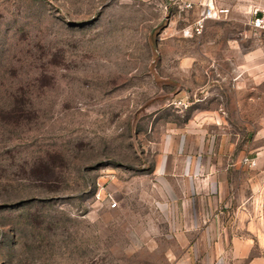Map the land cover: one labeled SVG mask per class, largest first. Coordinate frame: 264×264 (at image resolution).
<instances>
[{"label":"rangeland","instance_id":"1","mask_svg":"<svg viewBox=\"0 0 264 264\" xmlns=\"http://www.w3.org/2000/svg\"><path fill=\"white\" fill-rule=\"evenodd\" d=\"M168 2L0 0V264H210L181 258L200 232L182 231L155 159L189 118L261 121V5L217 0L188 36ZM253 204L245 218L264 223Z\"/></svg>","mask_w":264,"mask_h":264},{"label":"crops","instance_id":"2","mask_svg":"<svg viewBox=\"0 0 264 264\" xmlns=\"http://www.w3.org/2000/svg\"><path fill=\"white\" fill-rule=\"evenodd\" d=\"M259 4L264 7V0ZM259 118L254 130L250 122L237 130L225 112L213 111L161 137L154 173L167 194L164 184L182 199V231L200 232L183 242V261L205 258L213 264L245 257L264 264V223L245 218L258 213L253 202L264 199V116ZM246 155L256 163L244 162Z\"/></svg>","mask_w":264,"mask_h":264},{"label":"built area","instance_id":"3","mask_svg":"<svg viewBox=\"0 0 264 264\" xmlns=\"http://www.w3.org/2000/svg\"><path fill=\"white\" fill-rule=\"evenodd\" d=\"M127 1V0H119ZM168 4H164V8L168 9L169 6L174 5L175 11L172 14L176 20L180 22H187L182 28V34L188 36H197L201 33L203 26L208 19L219 18L226 9L220 6L217 0H169ZM192 13L191 21L188 17ZM252 26L258 31L260 35L264 33V7H256L253 10ZM243 161H249V164H255V160L249 156H244ZM108 207L114 208L117 206V201L112 195L109 194L107 198Z\"/></svg>","mask_w":264,"mask_h":264}]
</instances>
